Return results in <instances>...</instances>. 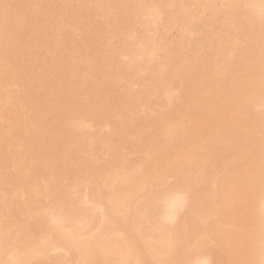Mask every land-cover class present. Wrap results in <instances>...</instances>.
Listing matches in <instances>:
<instances>
[{
    "label": "bare ground",
    "instance_id": "6f19581e",
    "mask_svg": "<svg viewBox=\"0 0 264 264\" xmlns=\"http://www.w3.org/2000/svg\"><path fill=\"white\" fill-rule=\"evenodd\" d=\"M261 97L243 0H0V264H251Z\"/></svg>",
    "mask_w": 264,
    "mask_h": 264
},
{
    "label": "clouds",
    "instance_id": "9594fccd",
    "mask_svg": "<svg viewBox=\"0 0 264 264\" xmlns=\"http://www.w3.org/2000/svg\"><path fill=\"white\" fill-rule=\"evenodd\" d=\"M249 12L264 20V0H243ZM253 110L264 113V97L253 105ZM189 200L188 191L181 188L169 189L161 192L156 203L159 208V221L172 225L178 219L180 211ZM254 217L255 241L254 256L251 264H264V186L257 192L252 208ZM184 264H213V258L198 244H192L185 250Z\"/></svg>",
    "mask_w": 264,
    "mask_h": 264
}]
</instances>
